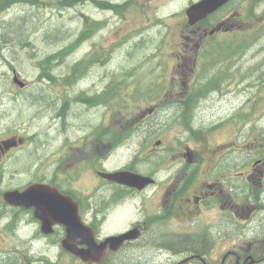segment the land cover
<instances>
[{"label":"flooded vegetation","instance_id":"1","mask_svg":"<svg viewBox=\"0 0 264 264\" xmlns=\"http://www.w3.org/2000/svg\"><path fill=\"white\" fill-rule=\"evenodd\" d=\"M16 1L0 0V16ZM213 18L186 25L182 88L171 82L165 94L150 88L135 104L154 106L138 119L127 116L133 111L120 101L119 113L137 126L111 124L113 87L109 72H91L100 64L96 54L69 64L55 53L61 71L39 73L44 88L37 94L28 81L18 90L13 85L10 103L18 91L29 107L39 97L40 110L53 111L57 136L0 132V264H264V155L253 144L226 152L232 137L214 148L196 137L204 132L200 101L220 91L216 67L236 54L219 62L215 46L221 42L214 39L223 29L211 34ZM17 73L11 70L13 82ZM152 117L160 119L158 126ZM123 151L131 153L127 162L111 167ZM115 173L142 176L149 184L106 176ZM45 187L69 205L58 201L55 213L75 226L72 233L51 218L58 219L47 209L53 199L30 193ZM131 231L137 238L108 242Z\"/></svg>","mask_w":264,"mask_h":264},{"label":"rangeland","instance_id":"2","mask_svg":"<svg viewBox=\"0 0 264 264\" xmlns=\"http://www.w3.org/2000/svg\"><path fill=\"white\" fill-rule=\"evenodd\" d=\"M199 1L17 0L18 4L0 16V132L10 128L26 135V129L29 138L43 133L55 139L53 111H41L39 97L36 106H27L19 91L14 103H10L9 91L13 85L19 88L11 76L13 68L22 81L29 82L35 94L41 91L44 84L39 73L61 71L54 62V54L59 51L62 62L69 64L96 54L100 64L91 72H109L113 87L111 124L114 120L116 125L130 121L129 126H137L135 120H124L119 113L120 101L127 100L128 110L133 111L127 116L138 119L143 108L154 106L144 100L135 104L150 88H162V94L170 82L174 89L182 88L183 66L179 65L186 64V58H181L188 25L186 10ZM220 10V18L213 21H224L226 29L214 41L243 43L247 48L232 62L216 67L223 75L218 78L220 91L200 101L198 116L204 132L196 137L205 148L227 143L232 137L226 152L249 149L253 144L264 155V0H237ZM60 31L63 36L57 37ZM103 53H108L104 59ZM148 95L152 96V92ZM159 120L150 119L154 126ZM120 133L119 130L114 135ZM130 156L131 153L119 152L110 166H121Z\"/></svg>","mask_w":264,"mask_h":264},{"label":"water","instance_id":"3","mask_svg":"<svg viewBox=\"0 0 264 264\" xmlns=\"http://www.w3.org/2000/svg\"><path fill=\"white\" fill-rule=\"evenodd\" d=\"M230 1H232V0H201L197 3L192 4L186 10V16L188 18L189 25L194 26V25L198 24L199 22L205 20L211 14L219 11L224 6H226ZM15 83L18 84L21 88L24 87V83L20 82L19 79L17 78V76L15 77ZM106 176L109 177L110 179H112L113 181H116V182L121 183V184H129L131 182L132 183H142V182L146 183V182L142 181V180H144L143 177L131 175V174H126V173H115V174H109ZM32 192H44L46 195H48V197L53 199V204L52 205L47 204V209L49 211H53L54 216L58 217V219H56L54 217H51V218H53L55 221H57L59 223H64L67 226L69 225L70 221H67L65 219L60 218L61 216L58 215L57 213H55L56 210L58 209V201L62 202L65 205H67V204L64 202L63 199H61L60 196H58L56 194V192L53 189H51L50 187H45L43 189H37V188L30 189V193H32ZM67 206L69 207V205H67ZM38 207H39V205H38ZM46 225L49 228L51 226V223L47 222ZM69 226H70L69 232L72 233L75 226L73 224L69 225ZM135 238H137L136 232L131 231L130 233H128L122 237L110 239L109 241H111V242H123L126 239H135ZM66 247L69 250H73L71 248V246L69 245V242L66 243Z\"/></svg>","mask_w":264,"mask_h":264},{"label":"trees","instance_id":"4","mask_svg":"<svg viewBox=\"0 0 264 264\" xmlns=\"http://www.w3.org/2000/svg\"><path fill=\"white\" fill-rule=\"evenodd\" d=\"M223 28L224 27H222V29ZM232 42H244V41H232ZM215 47L217 48V50L221 51V58L219 59V62H223V60H225V58H227V57L231 58L236 51L242 49L244 47V44L239 43L238 45H233V44H230L229 41H227L224 43H217ZM204 71H208L209 73L211 72V70L209 68H208V70L205 69ZM221 77H223L222 74H221ZM214 82H218V80H214Z\"/></svg>","mask_w":264,"mask_h":264},{"label":"bare ground","instance_id":"5","mask_svg":"<svg viewBox=\"0 0 264 264\" xmlns=\"http://www.w3.org/2000/svg\"><path fill=\"white\" fill-rule=\"evenodd\" d=\"M101 1H104V0H101ZM89 5H90L91 7H94L92 4H89ZM89 5H88V6H89Z\"/></svg>","mask_w":264,"mask_h":264}]
</instances>
